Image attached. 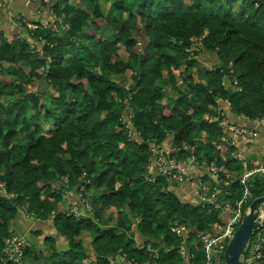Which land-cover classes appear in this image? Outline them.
Segmentation results:
<instances>
[{"label": "trees", "instance_id": "16d2710c", "mask_svg": "<svg viewBox=\"0 0 264 264\" xmlns=\"http://www.w3.org/2000/svg\"><path fill=\"white\" fill-rule=\"evenodd\" d=\"M105 1L107 14L99 0L52 1L56 32L39 27L18 39L11 26L0 30V264H19L6 260V241L32 224L26 235L41 245L25 249L29 264H183L173 224L199 232L223 225L221 209L184 200L165 177H144L153 149L172 134L187 157L184 146L196 147V172L207 182L211 165L244 171L225 131L205 118L218 100L230 104L223 109L236 125L264 117V8L252 0H224V12L201 0ZM202 55L215 61L212 69H196ZM43 79L48 88L39 87ZM129 109L141 133L131 141L122 131ZM249 185L253 200L264 196V175ZM230 189L227 201L243 190ZM79 193L92 207L82 219L70 214L84 208ZM193 239L192 263L203 264Z\"/></svg>", "mask_w": 264, "mask_h": 264}, {"label": "built area", "instance_id": "2783aa9c", "mask_svg": "<svg viewBox=\"0 0 264 264\" xmlns=\"http://www.w3.org/2000/svg\"><path fill=\"white\" fill-rule=\"evenodd\" d=\"M12 1L13 0H0V12L6 7V5L11 4ZM30 1L39 4L41 8H46L49 11V15L48 17L45 16V9L43 11L41 8L38 9L37 15L39 17V22L38 25H36L34 22H26L25 24L23 21L24 16L20 13L11 14L10 19L13 23V28L16 31L17 38L22 39L25 36H28L30 32L37 30L39 27L49 28L52 26V28L57 31L56 23L58 22V17L52 7V1L54 0ZM68 1L69 3H72L76 0ZM252 1L256 6L264 8V0ZM39 52L40 56L44 55L43 50ZM217 103L219 105L218 108L221 109H219L218 113L209 115L207 119H209L210 122H218L219 126L225 131L227 135L222 138V141L228 146L234 148L232 157L237 162L243 164L244 171L240 173L239 176H236V174H228L229 171L225 166L219 167L211 165L207 167V169L210 177L213 178L214 181L213 183H209L205 180L203 174L196 172V168L199 165L198 159L195 155L197 152L196 147L184 146L183 149L187 151V157L185 154H182L180 149H177V147L174 146L173 141L175 142V136L172 135L170 141L165 144V147L153 149V155L147 165L144 177L145 181L148 183L155 182L159 177H165L170 180L173 187L189 189L190 192L187 195L195 196L198 205L205 207L206 204H212L216 208L221 209L223 225L214 226L212 230L208 232L195 231L184 224L172 225V234L181 241L179 249L182 258L184 259L183 264H193L192 260L194 259V256L188 251V240L191 235H194L192 242L193 245L201 246L204 252L205 259L203 264H225V253L228 243L240 226L246 208L253 201L249 185L251 178L256 174L264 175V162L260 159L250 160L243 153L244 151L241 148L242 143H249L259 138V128L264 127V117L253 121L241 117L243 120L250 122L253 127L239 126L232 123L226 112L222 111L224 104L229 108L230 104L228 102L222 103L220 100H218ZM134 116V113L129 109L127 116L122 120V131L127 134L129 141L141 136V133L134 128ZM203 165L207 166L206 161L203 162ZM221 175L227 176V179L221 181L219 179ZM236 183H239L243 190L238 197L227 201V194L224 189L227 188L229 193L234 195V192H231L230 188ZM69 195L71 196L72 194ZM78 198L84 208H80L81 204L75 205L70 211V214L76 219L89 217L92 210L91 205L85 198H83L81 193H79ZM224 209L225 212H222ZM224 213L227 214V218L224 217ZM22 214L24 218H32L25 209H22ZM11 229H14V226H11ZM257 234L254 235L247 248L243 264H264V235ZM27 247H30V241L24 236L14 235L10 237L6 241V260L8 262L22 264L24 251ZM141 248L144 247L141 246ZM148 251L153 252V249L149 246ZM130 264L151 263H140L134 260L131 261Z\"/></svg>", "mask_w": 264, "mask_h": 264}, {"label": "crops", "instance_id": "0c3cea01", "mask_svg": "<svg viewBox=\"0 0 264 264\" xmlns=\"http://www.w3.org/2000/svg\"><path fill=\"white\" fill-rule=\"evenodd\" d=\"M99 3H101L100 0H99ZM40 8L41 7H40L39 4L33 3L30 0H13L11 2V4H8L5 7L6 11H4V13H5V17L4 18H3L4 13L0 12V14H1L0 15V22L3 20V23H0V30L10 31L11 27L13 28V23H12V21L10 19V15L13 14V13H20V14H22L24 16V18L27 20V22H34L35 23L36 20L37 21L39 20L38 17H37V11ZM41 9L43 11L45 8L42 7ZM207 56L208 55L200 56V61L202 60L201 62L204 64V65H202L203 68H200L201 70H206V68H204L205 66H207V69H209L211 67V65L208 63V60H210V57L208 56L209 57L208 58ZM223 107L229 108L225 104L223 105ZM234 121H236V120H234ZM242 121L244 123H242ZM239 122L241 124H243V125H247L248 127H253V125L250 122L245 121L242 118H240ZM259 131H260V136H259V138L257 140L252 141L251 143L244 142V143H242L241 148H242V150L244 149L246 151V152H243V153L248 158H250L251 160L260 159L261 161L264 162V127L259 128ZM202 160H203V158H202ZM205 161H206V159L204 158L203 162H205ZM189 192H190L189 189L187 190V192H185L186 195L183 198L184 200L189 199L191 197L190 195H187ZM193 197L195 198V196H193ZM226 197H229V195L227 194ZM222 212H225V209L222 210ZM224 217L227 218V214L226 213H224ZM25 220H28V219L25 218ZM33 225L34 224H32V226H29L27 229L23 228V227L21 229L19 228V232L21 233L22 236H24L28 240H29V238H31L30 239L31 241L29 240L30 241V247L32 246L34 241H36V238L30 237L29 235H28L29 236V238H28L26 233L29 234V232L33 228ZM82 239L86 242V245H88V243L90 242V236H88L87 234H83L82 235ZM22 264H29V263L27 261L24 262V260H22Z\"/></svg>", "mask_w": 264, "mask_h": 264}, {"label": "water", "instance_id": "95a60500", "mask_svg": "<svg viewBox=\"0 0 264 264\" xmlns=\"http://www.w3.org/2000/svg\"><path fill=\"white\" fill-rule=\"evenodd\" d=\"M49 72L50 67L46 68ZM46 80L39 81V87L48 88ZM231 92V90H230ZM264 229V196L255 198L244 212L242 222L230 239L225 264H243L247 248L254 235Z\"/></svg>", "mask_w": 264, "mask_h": 264}, {"label": "rangeland", "instance_id": "374dc122", "mask_svg": "<svg viewBox=\"0 0 264 264\" xmlns=\"http://www.w3.org/2000/svg\"><path fill=\"white\" fill-rule=\"evenodd\" d=\"M196 1L197 0H186V2L188 3V4H191L192 6H195V4H196ZM76 3H78L79 2V0H76L75 1ZM100 4L102 5V7H103V11H104V13L106 14V13H108V11L110 10V7H111V3L110 2H107V1H105V0H100ZM200 3H201V5H202V7L204 8V9H207V10H210V9H215V10H220V11H222V12H224L225 10H227V4L224 2V0H201L200 1ZM238 9H236L235 11H237ZM52 30V32H56V29H54V28H52L51 29ZM137 39L139 40V45H138V49H140V50H142V52H144V49H145V46H146V44H145V42L140 38V36L139 35H137ZM120 54H121V56L122 57H126L127 55H126V53H125V50H124V47L122 46V47H120ZM208 57V56H207ZM209 58V57H208ZM202 61V60H201ZM200 61V58H199V60H197V62H196V69H200V68H203V66L202 65H204L202 62ZM208 63L211 65V67L209 68V69H212L213 67H214V65H215V61L214 60H208ZM209 65V66H210ZM204 68H206L207 69V66H205ZM28 70V69H27ZM195 71H193V73H194ZM179 74H180V72H178V71H176V72H174L173 73V75L175 76V78L176 79H178L177 78V76H179ZM128 76H130V73H128ZM119 78L120 77H118V80H119ZM180 79V78H179ZM126 84H128V81H126ZM167 90V89H166ZM168 93H169V91H168ZM170 95V94H169ZM175 99L177 98L176 96L174 97ZM167 101H164V103H166ZM219 109H221V108H218V109H216L215 110V112H217L218 113V111H219ZM222 111L224 112V110L222 109ZM205 120H206V122H208V123H217L218 124V122H210L209 121V119H207V117L205 118ZM218 126H219V124H218ZM172 135H174V134H172ZM17 142V141H16ZM225 143V142H224ZM184 150V149H183ZM183 156V155H182ZM195 174V173H194ZM187 188H185V189H181V191L180 192H182V194L183 195H186L185 194V192H187ZM68 195H69V193H68ZM192 198H190V199H193L194 197L193 196H191ZM36 240H38V239H36ZM38 243H39V245H41V242H39V240H38Z\"/></svg>", "mask_w": 264, "mask_h": 264}]
</instances>
